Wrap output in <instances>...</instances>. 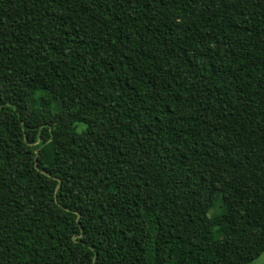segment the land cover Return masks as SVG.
Listing matches in <instances>:
<instances>
[{
  "label": "trees",
  "instance_id": "1",
  "mask_svg": "<svg viewBox=\"0 0 264 264\" xmlns=\"http://www.w3.org/2000/svg\"><path fill=\"white\" fill-rule=\"evenodd\" d=\"M262 252L264 0H0V264Z\"/></svg>",
  "mask_w": 264,
  "mask_h": 264
},
{
  "label": "rangeland",
  "instance_id": "2",
  "mask_svg": "<svg viewBox=\"0 0 264 264\" xmlns=\"http://www.w3.org/2000/svg\"><path fill=\"white\" fill-rule=\"evenodd\" d=\"M75 114H76L75 108L69 110V116H74ZM217 188L224 190L225 185L223 183H218ZM248 264H264V252H262L258 258L254 259L252 262Z\"/></svg>",
  "mask_w": 264,
  "mask_h": 264
}]
</instances>
